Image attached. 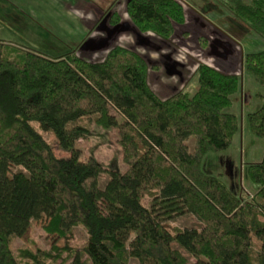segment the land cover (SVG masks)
<instances>
[{"label": "trees", "instance_id": "16d2710c", "mask_svg": "<svg viewBox=\"0 0 264 264\" xmlns=\"http://www.w3.org/2000/svg\"><path fill=\"white\" fill-rule=\"evenodd\" d=\"M229 9L264 39V0H233ZM126 13L140 33L162 40L185 22L179 0H127ZM110 22H119L116 14ZM243 68L264 86V51L246 54ZM147 73L138 54L119 46L92 63L0 44V264H48V253L11 250V240L42 218L44 232L58 239L82 227L90 264H188L181 250L194 264H264V160L246 167L258 187L250 202L202 171L204 157L227 150L239 131L237 117L226 112L239 78L201 64L195 92L162 100ZM82 119L118 132L127 170L111 172L103 189L102 165L80 161L75 147L89 134ZM246 120L251 134L264 138V102ZM31 123L52 132L70 157L58 158ZM187 214L199 228L172 234L166 222Z\"/></svg>", "mask_w": 264, "mask_h": 264}, {"label": "rangeland", "instance_id": "374dc122", "mask_svg": "<svg viewBox=\"0 0 264 264\" xmlns=\"http://www.w3.org/2000/svg\"><path fill=\"white\" fill-rule=\"evenodd\" d=\"M82 1L83 7L88 9L90 6L91 12L98 17H103L108 10L106 1ZM179 1L184 6L185 22L175 26L168 40H162L152 32L140 33L126 13L127 0H119L112 14H116L121 24L117 30L112 28L109 32L114 36L103 43L91 44L84 42V38L88 34L86 24L89 26L95 19L93 14L84 18H90V21L77 25L75 17L62 12L51 0H0V44L21 48L50 60L74 53L92 63L101 62L115 46L128 49L146 62L148 86L162 100L179 92H195L197 69L201 64L223 74L236 75L240 81L239 91L232 96V106L226 112L237 117L239 131L227 150L204 157L202 171L207 175L220 176L232 195L243 202H250L258 187L248 180L246 167L264 160V138L251 134L246 116L261 107L264 86L244 72L243 59L246 54L264 51V39L232 14L229 6L233 0ZM80 3L68 1L71 10ZM119 32L117 39L115 35ZM94 35L97 38L106 37V33ZM112 115L122 123L121 115L114 111ZM78 124L89 130L84 139L75 143L79 160L93 158L102 165L104 171L98 178V187L103 189L111 172L122 174L127 170L117 129H103L90 119H82ZM31 125L50 144L58 158L70 157L69 153L59 148L52 132L44 131L37 123ZM193 142L194 139L189 138L187 144L190 150ZM151 199L147 196L142 201L147 209L151 206ZM260 220L264 221L262 218ZM45 222L44 218L31 221L23 237L11 240V250L15 256L20 250L40 251L50 255L48 264H90L82 252L87 242V234L82 227L73 228L67 239H58L44 232L42 227ZM166 227L174 234L185 228H199V223L187 214L166 222ZM255 243L260 246L258 242ZM173 247L179 248L176 244ZM181 252L188 257V264L196 262L183 250ZM129 264L139 263L130 259Z\"/></svg>", "mask_w": 264, "mask_h": 264}, {"label": "crops", "instance_id": "0c3cea01", "mask_svg": "<svg viewBox=\"0 0 264 264\" xmlns=\"http://www.w3.org/2000/svg\"><path fill=\"white\" fill-rule=\"evenodd\" d=\"M51 1H54V3L62 9V12L66 11L67 13H69L70 15L75 17L77 25L80 24L81 22L86 23V20L90 21V18H88V17H87L88 19H84L86 16L91 15V14L94 15V17H95L94 21L92 23H89L90 24L89 26L86 24V27H87L86 33H88V34L86 35V38H84V42H89L91 44L103 43L106 40H108L107 38L110 39V38H112V36H114V35H110V33H109L110 30H112V28L116 29L121 24L120 22H118L117 24H111L110 19H109L110 16H112L111 15L112 11L115 10L119 0H103V1L107 2L106 7H108V10L105 11L103 17H98L97 14H95L94 12H91L93 10L90 8V6L88 7V9H85L83 7L84 1H82V0H70V1H72V3L75 1H76V3L78 2V4H79V2H82V3H80L79 6L76 4L77 8L74 7V8H72L73 10H71V7L68 5L69 0H61V1L60 0H51ZM94 33H104V34L106 33V37L105 38H102V37L97 38L94 35ZM119 35H120V32L115 35V38L118 39Z\"/></svg>", "mask_w": 264, "mask_h": 264}]
</instances>
